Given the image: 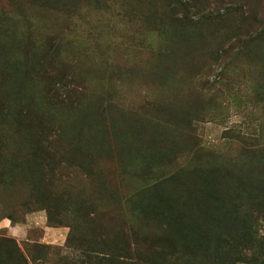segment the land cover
Here are the masks:
<instances>
[{
    "label": "rangeland",
    "instance_id": "374dc122",
    "mask_svg": "<svg viewBox=\"0 0 264 264\" xmlns=\"http://www.w3.org/2000/svg\"><path fill=\"white\" fill-rule=\"evenodd\" d=\"M30 212L68 228L0 229L31 264H264V0H0V220Z\"/></svg>",
    "mask_w": 264,
    "mask_h": 264
},
{
    "label": "crops",
    "instance_id": "0c3cea01",
    "mask_svg": "<svg viewBox=\"0 0 264 264\" xmlns=\"http://www.w3.org/2000/svg\"><path fill=\"white\" fill-rule=\"evenodd\" d=\"M32 226L42 229V235L39 241L45 243L58 242L60 239H65L68 233L66 226H52L48 224L47 214L45 212L40 214H37V212L27 213L23 222L15 224L8 219L0 220V229H4L9 235L17 239H27L28 229ZM53 238H56V241Z\"/></svg>",
    "mask_w": 264,
    "mask_h": 264
},
{
    "label": "trees",
    "instance_id": "16d2710c",
    "mask_svg": "<svg viewBox=\"0 0 264 264\" xmlns=\"http://www.w3.org/2000/svg\"><path fill=\"white\" fill-rule=\"evenodd\" d=\"M184 34L185 33L183 32L182 35H184ZM47 222H48V216H47ZM0 246L9 247L11 250H13V252H15L20 257L22 264H31L30 262H28L29 258L23 254L21 247L17 244V242L13 238L5 237V236L0 237ZM87 252H89V251H87ZM89 253H91V252H89ZM95 254H98V253L95 252ZM108 257H109V255H108ZM110 257L115 258L114 256H110Z\"/></svg>",
    "mask_w": 264,
    "mask_h": 264
}]
</instances>
